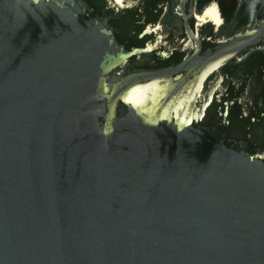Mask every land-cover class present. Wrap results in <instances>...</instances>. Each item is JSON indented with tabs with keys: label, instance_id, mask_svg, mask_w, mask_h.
Segmentation results:
<instances>
[{
	"label": "water",
	"instance_id": "95a60500",
	"mask_svg": "<svg viewBox=\"0 0 264 264\" xmlns=\"http://www.w3.org/2000/svg\"><path fill=\"white\" fill-rule=\"evenodd\" d=\"M217 2L0 0V264H264V0Z\"/></svg>",
	"mask_w": 264,
	"mask_h": 264
},
{
	"label": "flooded vegetation",
	"instance_id": "af4514ba",
	"mask_svg": "<svg viewBox=\"0 0 264 264\" xmlns=\"http://www.w3.org/2000/svg\"><path fill=\"white\" fill-rule=\"evenodd\" d=\"M214 1L217 2V0H214ZM196 2H198V4H199L198 6H200V7L203 6V4H205L204 0H196ZM253 2H254V0H237L238 5H241L243 3H249V5L251 6L253 4Z\"/></svg>",
	"mask_w": 264,
	"mask_h": 264
}]
</instances>
